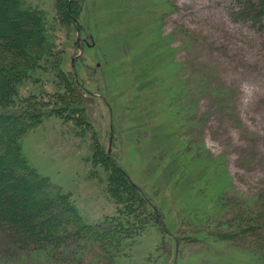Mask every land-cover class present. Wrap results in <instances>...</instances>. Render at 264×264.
<instances>
[{
    "label": "rangeland",
    "instance_id": "1",
    "mask_svg": "<svg viewBox=\"0 0 264 264\" xmlns=\"http://www.w3.org/2000/svg\"><path fill=\"white\" fill-rule=\"evenodd\" d=\"M28 1L55 17L54 0ZM78 1V26L59 27L53 39L64 51V70L86 91L90 125L81 135L74 122L46 116L24 137L29 162L73 195L87 223L102 221L117 205L106 192V173L92 161L97 135L171 233L147 229L121 264H260L242 246L210 234L218 233L219 211L232 216L219 205L222 194L264 195V0H251L252 15L260 12L256 26L237 14L250 0ZM182 30L193 46L184 45ZM200 71L210 73L213 84L235 89V114L248 131L187 88L186 80ZM54 90L51 83L27 84L20 95ZM6 173L0 172V195L14 193L18 203L42 196L10 184ZM97 254L90 250L86 263L98 264Z\"/></svg>",
    "mask_w": 264,
    "mask_h": 264
},
{
    "label": "trees",
    "instance_id": "2",
    "mask_svg": "<svg viewBox=\"0 0 264 264\" xmlns=\"http://www.w3.org/2000/svg\"><path fill=\"white\" fill-rule=\"evenodd\" d=\"M250 2L242 4L237 14L256 26L260 12L259 16L252 15L257 9ZM82 8L78 0H54L56 15L50 20L45 9L33 7L28 0L0 2L4 12L0 20V162L5 160L6 169L0 172H7L10 184L23 183L29 192L42 194L40 198L31 195L23 203L16 201L14 193L0 195V239H7L0 245V264H90L86 257L92 249L97 250L100 264H121L123 259H131L130 252L147 229L158 227L170 233L157 206L97 141L95 133L92 161L106 173V192L117 205L114 215L96 223H87L73 195L55 187L23 152L24 137L48 115L74 122L81 135L87 133L90 123L84 108L85 90L73 71L64 70V51L53 39L59 27L78 26ZM181 35L184 45L193 46L187 30ZM196 75L186 80L187 88L195 87V94L209 97L218 113L246 130L235 114V89L213 84L211 74L205 71ZM44 82L51 83L55 90L20 95L23 86ZM221 196L219 205L231 208L232 216L224 218V211L220 217L219 211L213 217L218 233L210 237L242 246L264 264V195L236 192L230 197L232 201ZM19 208L24 211L21 215L16 212ZM172 239L178 247L180 240L175 234Z\"/></svg>",
    "mask_w": 264,
    "mask_h": 264
}]
</instances>
